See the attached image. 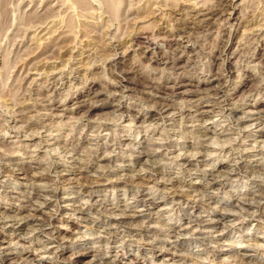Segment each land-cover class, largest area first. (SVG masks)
Returning a JSON list of instances; mask_svg holds the SVG:
<instances>
[{"label": "rangeland", "instance_id": "obj_1", "mask_svg": "<svg viewBox=\"0 0 264 264\" xmlns=\"http://www.w3.org/2000/svg\"><path fill=\"white\" fill-rule=\"evenodd\" d=\"M263 189L264 0H0V264H264Z\"/></svg>", "mask_w": 264, "mask_h": 264}, {"label": "bare ground", "instance_id": "obj_2", "mask_svg": "<svg viewBox=\"0 0 264 264\" xmlns=\"http://www.w3.org/2000/svg\"><path fill=\"white\" fill-rule=\"evenodd\" d=\"M223 5H224V4H223ZM217 6H218V5H217ZM217 6H216V7H217ZM220 7H221V6H220ZM206 8H207V7H206ZM210 8H211V7H210ZM218 11H219V9H218ZM225 11H226V10H225ZM201 12H202V11H201ZM201 12H200V13H201ZM212 12H213V11H212V8H211V9L208 8L207 13H205V14L208 15V14H211ZM198 14H199V13H198ZM205 14H204V15H205ZM202 16H203V15H202ZM207 19H208V18H206V19H204V18H203V19H199L198 21L195 22V25H197L199 21H200V22L202 21V24H203V21H206ZM212 21H213V20H212ZM210 22H211V21H210ZM206 23H207V22H206ZM211 23H212V22H211ZM204 24H205V23H204ZM204 24H203V25H204ZM200 25H201V24H200ZM208 25H209V24H208ZM211 25H212V24H211ZM197 26H198V25H197ZM65 27H66V26H65ZM201 27H202V26H201ZM205 29H206V28H205ZM178 31H179L180 34H182V35L186 32L184 29H179ZM178 31H176V32H178ZM66 32H67V31H66ZM178 34H179V33H178ZM178 34H177V35H178ZM169 36H170V35H169ZM173 36H174V35H173ZM164 38H165V37H164ZM166 38H167V37H166ZM133 39H134L135 41H140L139 38H138V36H136V35L133 36ZM169 39L171 40V38H169ZM148 40H149V38H148V37H145V39H144V41H143V42H146V43H145V44H147L146 47H149V43H150V41H148ZM167 40H168V39H167ZM143 42H142V43H143ZM181 81H183V80L181 79V80H179L178 82L175 81V84L178 85V84H180ZM207 83H210V81H207ZM207 83H205V84H207ZM182 84H183V83H182ZM149 85H150V82H149ZM151 85H152V84H151ZM209 86H210V85H209ZM209 86H207V87H209ZM211 87H212V86H211ZM174 88H175V87H174ZM206 89H207V88H206ZM204 90H205V89H204ZM206 95H207V94H206ZM242 100H243V99H242ZM201 109H202V108H201ZM236 109H237V108H236ZM236 109H234V110H236ZM260 112H261V111H260ZM200 113H201V114L204 113V110H202ZM204 135H205V134H204ZM204 147H205V146H204ZM106 177H107V176H106ZM50 192H51L52 194L56 195V191H55V190H50ZM262 193H263V195H264V189L262 190ZM49 194H50V193H49ZM90 195H92V192L90 193ZM25 224H26V223H25ZM25 224L23 223V224H21L19 227H20V228H24V227H25Z\"/></svg>", "mask_w": 264, "mask_h": 264}]
</instances>
